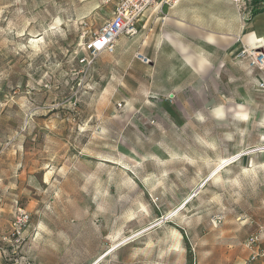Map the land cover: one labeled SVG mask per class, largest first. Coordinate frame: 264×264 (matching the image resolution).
<instances>
[{
	"label": "rangeland",
	"instance_id": "374dc122",
	"mask_svg": "<svg viewBox=\"0 0 264 264\" xmlns=\"http://www.w3.org/2000/svg\"><path fill=\"white\" fill-rule=\"evenodd\" d=\"M241 1L248 20L264 12ZM112 12L0 0V264H241L264 225V90L244 86L252 101L219 120L136 111L106 92L104 58L79 63ZM19 210L31 219L14 236Z\"/></svg>",
	"mask_w": 264,
	"mask_h": 264
},
{
	"label": "crops",
	"instance_id": "0c3cea01",
	"mask_svg": "<svg viewBox=\"0 0 264 264\" xmlns=\"http://www.w3.org/2000/svg\"><path fill=\"white\" fill-rule=\"evenodd\" d=\"M247 9L241 0H182L173 8H151L137 22L138 34L121 36L114 53L102 54L91 71L104 58V71L118 76L106 92L136 111L138 105L159 103L175 119H224V105L238 103L240 95L243 102L252 101L244 86L260 80L257 70L234 55L243 46L261 44L250 33L258 22L264 26V12L256 10L247 20ZM220 109L223 116L217 115Z\"/></svg>",
	"mask_w": 264,
	"mask_h": 264
},
{
	"label": "built area",
	"instance_id": "2783aa9c",
	"mask_svg": "<svg viewBox=\"0 0 264 264\" xmlns=\"http://www.w3.org/2000/svg\"><path fill=\"white\" fill-rule=\"evenodd\" d=\"M182 0H105L106 4H113L112 17L102 28L93 35L88 42L82 45L83 54L79 63L83 68L90 70L95 62L104 53H114L116 42L121 36L134 37L138 34L136 27L139 19L151 8L161 11L162 7H176ZM248 20V19H247ZM238 61H247L250 68L260 74L259 88L264 90V48L261 46H243L235 54ZM137 58L144 64H150L151 60L140 54ZM263 151L264 146L256 149ZM31 216L25 210H19L13 219L12 233L20 236L29 223ZM218 223H221L219 221ZM248 257L242 264H264V225L257 224L243 243ZM16 264H24L16 260Z\"/></svg>",
	"mask_w": 264,
	"mask_h": 264
},
{
	"label": "bare ground",
	"instance_id": "6f19581e",
	"mask_svg": "<svg viewBox=\"0 0 264 264\" xmlns=\"http://www.w3.org/2000/svg\"><path fill=\"white\" fill-rule=\"evenodd\" d=\"M251 39H253V42L255 41L256 43L257 42H260L262 45H261V48H264V28L259 24V23H257V25H256V28L253 30V31H251ZM250 38V37H249ZM250 39V40H251ZM252 41V40H251ZM223 110L222 109H220V110H218L217 111V115L218 116H223L224 115V113L222 112ZM240 155H236V156H234V158H238ZM230 159H224L223 160V162H222V164L224 163H226V162H228ZM234 161V160H233ZM230 164V163H229ZM221 166V165H220ZM216 173H217V169L215 170V171H213L212 173H211V175L209 176V178L210 177H213L214 175H216ZM197 193V192H196ZM103 258H105V254L104 255H102V259ZM98 262H96V263H94V264H97ZM101 263V262H100Z\"/></svg>",
	"mask_w": 264,
	"mask_h": 264
},
{
	"label": "trees",
	"instance_id": "16d2710c",
	"mask_svg": "<svg viewBox=\"0 0 264 264\" xmlns=\"http://www.w3.org/2000/svg\"><path fill=\"white\" fill-rule=\"evenodd\" d=\"M254 10L251 11L250 18H252L253 16H255V15L258 14V12L256 11V9H254Z\"/></svg>",
	"mask_w": 264,
	"mask_h": 264
}]
</instances>
